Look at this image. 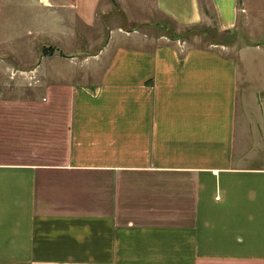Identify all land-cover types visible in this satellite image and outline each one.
<instances>
[{"label": "crops", "instance_id": "obj_1", "mask_svg": "<svg viewBox=\"0 0 264 264\" xmlns=\"http://www.w3.org/2000/svg\"><path fill=\"white\" fill-rule=\"evenodd\" d=\"M60 1L54 35L39 23L67 69L43 56L39 90L0 86V264H264L251 53L192 34L235 33L264 0ZM98 11L115 28L80 84Z\"/></svg>", "mask_w": 264, "mask_h": 264}, {"label": "rangeland", "instance_id": "obj_2", "mask_svg": "<svg viewBox=\"0 0 264 264\" xmlns=\"http://www.w3.org/2000/svg\"><path fill=\"white\" fill-rule=\"evenodd\" d=\"M243 2V1H242ZM250 2V1H249ZM61 3L60 0H2L0 7V86L6 94L24 95V93L34 92L39 90L40 81L39 74H31L40 70L43 64V56L50 57L49 64H54L49 70L54 71L59 68H66L65 62H55V58L59 54V50L53 48L51 43H43L41 38V25L40 19L43 18L47 21V30L49 35L55 33L56 21V4ZM48 4L47 11L43 8ZM252 5V3H250ZM110 8V0H101V9ZM256 8L254 13H251L249 19H243L240 28L235 33L223 35L217 31H200L192 33L205 38L212 39L215 44L232 45L235 50L233 52L242 54L249 51L251 54H245L240 62L241 68H248L253 71L250 79L246 82V90L255 96L258 101H264V6L255 4ZM70 9V8H68ZM103 11H98L99 17L102 19L97 28H87L82 24L79 25V35L81 40L80 49L77 54L79 56L78 65L80 70V84L88 82L90 77L86 76L82 69L88 67H96V62L91 59L97 56L106 47L107 39L110 35V30L115 28L111 26L107 17L102 14ZM64 17L71 16L70 12H64ZM79 21H82L80 18ZM103 21V22H102ZM45 23V22H44ZM166 23V22H165ZM162 23V24H165ZM82 25V26H81ZM120 27L125 32H130L131 27H125L124 22ZM119 25L116 27L118 28ZM160 34H165V29L168 24L164 25ZM170 28V27H169ZM172 30V29H170ZM210 30V29H209ZM51 33V34H50ZM55 37V36H53ZM87 37L91 40H96L95 44L88 43ZM207 41V40H206ZM207 42H201L200 46L205 45ZM209 43V42H208ZM58 52V53H57ZM69 52H73L69 51ZM65 55V54H64ZM66 56V55H65ZM61 57V55H60ZM242 57V56H241ZM103 64V61L101 62ZM98 65H102V64ZM77 65V64H76ZM72 67H75L72 66ZM54 70H53V69ZM71 68V66H70ZM67 69V68H66ZM16 72V73H13ZM50 81H56V76L48 75ZM247 78V77H246ZM44 82H46L43 79ZM254 85V87L252 86ZM260 130V129H259ZM262 141H258L251 147L257 149L260 153L261 159H264L263 151L258 149L262 147ZM253 144V142L251 143ZM261 144V145H260Z\"/></svg>", "mask_w": 264, "mask_h": 264}, {"label": "trees", "instance_id": "obj_3", "mask_svg": "<svg viewBox=\"0 0 264 264\" xmlns=\"http://www.w3.org/2000/svg\"><path fill=\"white\" fill-rule=\"evenodd\" d=\"M195 33H198V32H200V30H196V31H194ZM208 32V31H207Z\"/></svg>", "mask_w": 264, "mask_h": 264}]
</instances>
